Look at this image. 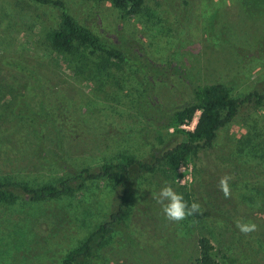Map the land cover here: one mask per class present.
Listing matches in <instances>:
<instances>
[{"label": "rangeland", "instance_id": "obj_1", "mask_svg": "<svg viewBox=\"0 0 264 264\" xmlns=\"http://www.w3.org/2000/svg\"><path fill=\"white\" fill-rule=\"evenodd\" d=\"M60 1L78 23L151 69L147 95L163 119L191 101L197 85L220 83L234 97L264 93V0H143L140 13L124 19L105 1ZM58 16L50 4L0 0V182L55 184L120 154L150 163L182 140L165 132L164 120L148 122L134 108L140 75L118 95L121 106L109 89H99L97 57L74 61L53 51L46 33ZM122 70L133 72L131 66ZM26 118L47 128L40 149ZM177 173L175 181L158 168L129 183V215L97 250L105 264H197L201 237L219 264H264V100L241 107L217 131L213 146ZM224 176L231 177L229 198L219 187ZM167 185L188 194L200 212L167 220L157 202ZM88 191L0 204V264H59L107 221L119 196L107 182ZM238 221L257 230L245 235Z\"/></svg>", "mask_w": 264, "mask_h": 264}, {"label": "trees", "instance_id": "obj_2", "mask_svg": "<svg viewBox=\"0 0 264 264\" xmlns=\"http://www.w3.org/2000/svg\"><path fill=\"white\" fill-rule=\"evenodd\" d=\"M32 1L37 4H50L57 8L58 22L46 33V40L53 51L59 55H68L74 61L97 57L98 79L101 82L100 90L109 89L115 102L122 105L118 98L121 91L128 84L131 85V76L140 75L143 83L139 94L133 98V106L138 114L148 122H156L170 136L179 135L182 140L173 147L163 151L159 156H154L150 163L141 162L132 156L120 154L115 161L104 162L96 169L80 168L67 177H61L55 184L44 183L38 186H29L26 183L4 180L0 182V204L15 205L18 198L22 197L30 202H43L49 199L71 197L88 193L89 187L96 182L110 183L118 188L119 196L115 208L109 213L107 221L98 224L89 232L80 243L68 250L59 264H105L103 258L97 254L106 246L108 237L117 226L123 225L129 215L130 185L136 175L151 174L161 168L171 177L178 180L180 175L177 169L191 163L197 153L213 146L218 130L231 123L237 116L238 110L243 106L261 105L264 93L249 92L241 97L231 96L226 86L220 83L197 85L192 89L191 101L182 107L165 114L161 118L158 105L147 95L149 72L151 69L127 57L125 52L115 45L107 42L102 37L94 34L89 28L78 23L68 12L60 0H19ZM105 1L119 11L120 18L133 17L140 13L143 0H91ZM123 66H131V74L123 73ZM134 67L136 71H134ZM108 84V85H107ZM107 85V86H105ZM132 90L137 91L136 85ZM127 94V93H126ZM124 96V95H122ZM126 96V95H125ZM126 104L129 103L126 101ZM117 104V103H115ZM198 113L192 130H183L181 125L189 123L194 114ZM254 117V116H253ZM252 128L253 138L260 136L259 128ZM32 125L37 147L47 142L48 135L44 132L47 128L38 126L31 118H26ZM86 195V194H85ZM184 200L190 206L188 194L181 192ZM197 264H219L214 257L213 248L209 241L201 237L197 240Z\"/></svg>", "mask_w": 264, "mask_h": 264}, {"label": "clouds", "instance_id": "obj_3", "mask_svg": "<svg viewBox=\"0 0 264 264\" xmlns=\"http://www.w3.org/2000/svg\"><path fill=\"white\" fill-rule=\"evenodd\" d=\"M230 179V176H224L219 182L220 190L225 198H229L230 196ZM165 201H167V203H165ZM157 202L163 206L162 211L165 214V218L173 222L183 221L187 217L200 212V205L198 203L193 202L189 206L183 196L176 193L170 185H167L160 190ZM236 226L239 231L245 235L257 230V225L252 222L241 223L238 221Z\"/></svg>", "mask_w": 264, "mask_h": 264}, {"label": "built area", "instance_id": "obj_4", "mask_svg": "<svg viewBox=\"0 0 264 264\" xmlns=\"http://www.w3.org/2000/svg\"><path fill=\"white\" fill-rule=\"evenodd\" d=\"M193 123H194V119H192V120H191L189 123H187V124L181 125L180 128L183 129V130H189L191 124H193ZM190 130H192V129H190Z\"/></svg>", "mask_w": 264, "mask_h": 264}]
</instances>
